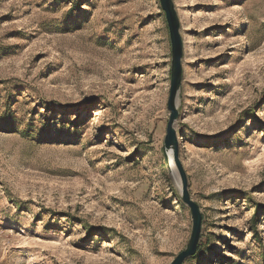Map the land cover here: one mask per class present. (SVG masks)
Returning <instances> with one entry per match:
<instances>
[{
  "label": "rangeland",
  "instance_id": "1",
  "mask_svg": "<svg viewBox=\"0 0 264 264\" xmlns=\"http://www.w3.org/2000/svg\"><path fill=\"white\" fill-rule=\"evenodd\" d=\"M199 248L264 264V0H173ZM161 0H0V264H171L193 216L165 153Z\"/></svg>",
  "mask_w": 264,
  "mask_h": 264
},
{
  "label": "water",
  "instance_id": "2",
  "mask_svg": "<svg viewBox=\"0 0 264 264\" xmlns=\"http://www.w3.org/2000/svg\"><path fill=\"white\" fill-rule=\"evenodd\" d=\"M161 5L166 12V18L168 27L170 29V40L172 43V79H171V94L168 100V106L171 111L169 124L167 128L166 140H165V153L169 158L171 157L168 153H172L173 162L175 163L176 168L178 169L181 184H182V195L181 198L183 201L190 207L191 215L193 216V226H192V235L187 244V248L180 252L174 261L171 264H183L185 259L194 255L199 246V240L202 236V222L203 215L201 214L200 207L197 202H195L189 194V183L185 169L182 166L180 160L179 152V140L176 134L175 129V120L179 117V111L176 105V98L181 87L183 80V54H184V42H182V36L180 33V21L178 17V12L175 9L173 0H161Z\"/></svg>",
  "mask_w": 264,
  "mask_h": 264
},
{
  "label": "bare ground",
  "instance_id": "3",
  "mask_svg": "<svg viewBox=\"0 0 264 264\" xmlns=\"http://www.w3.org/2000/svg\"><path fill=\"white\" fill-rule=\"evenodd\" d=\"M168 153H169V154H170V156L172 157V153H171L170 151H169Z\"/></svg>",
  "mask_w": 264,
  "mask_h": 264
}]
</instances>
